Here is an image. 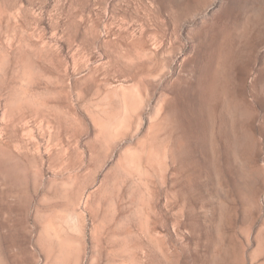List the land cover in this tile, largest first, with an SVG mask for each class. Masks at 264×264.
<instances>
[{
    "label": "rangeland",
    "instance_id": "rangeland-1",
    "mask_svg": "<svg viewBox=\"0 0 264 264\" xmlns=\"http://www.w3.org/2000/svg\"><path fill=\"white\" fill-rule=\"evenodd\" d=\"M0 264H264V0H0Z\"/></svg>",
    "mask_w": 264,
    "mask_h": 264
}]
</instances>
